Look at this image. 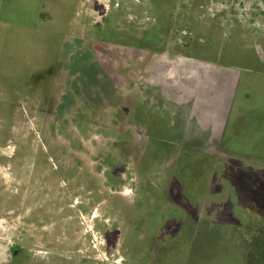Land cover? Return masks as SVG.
Returning a JSON list of instances; mask_svg holds the SVG:
<instances>
[{
  "label": "rangeland",
  "instance_id": "1",
  "mask_svg": "<svg viewBox=\"0 0 264 264\" xmlns=\"http://www.w3.org/2000/svg\"><path fill=\"white\" fill-rule=\"evenodd\" d=\"M0 264H264V0H0Z\"/></svg>",
  "mask_w": 264,
  "mask_h": 264
},
{
  "label": "crops",
  "instance_id": "2",
  "mask_svg": "<svg viewBox=\"0 0 264 264\" xmlns=\"http://www.w3.org/2000/svg\"><path fill=\"white\" fill-rule=\"evenodd\" d=\"M200 1H201V0H196L197 4H198V2H200ZM196 9H198V8H196ZM196 12L198 13V11H196ZM209 27H215V23L210 24Z\"/></svg>",
  "mask_w": 264,
  "mask_h": 264
}]
</instances>
